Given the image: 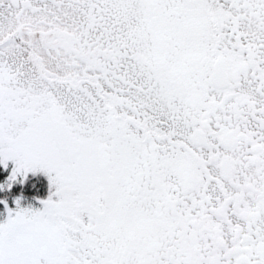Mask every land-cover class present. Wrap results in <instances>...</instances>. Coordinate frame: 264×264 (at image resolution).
<instances>
[{
	"label": "snow or ice",
	"instance_id": "obj_1",
	"mask_svg": "<svg viewBox=\"0 0 264 264\" xmlns=\"http://www.w3.org/2000/svg\"><path fill=\"white\" fill-rule=\"evenodd\" d=\"M9 161L0 264H264V0H0Z\"/></svg>",
	"mask_w": 264,
	"mask_h": 264
},
{
	"label": "trees",
	"instance_id": "obj_2",
	"mask_svg": "<svg viewBox=\"0 0 264 264\" xmlns=\"http://www.w3.org/2000/svg\"><path fill=\"white\" fill-rule=\"evenodd\" d=\"M12 162L9 161V165ZM8 170L3 169L2 165H0V181L5 179V175H7ZM35 182V184H34ZM48 180L45 173L42 171H38L37 173L33 174L31 172L28 173V179L25 181L23 185L20 183H16L13 185V188L10 190L11 194H24L23 202H31L33 204L37 203L39 200L35 199L36 196L46 197L48 193ZM6 190H0V195H5ZM9 205L11 207H15V203L9 195L8 197ZM6 215V211L3 208V204L0 203V219H3Z\"/></svg>",
	"mask_w": 264,
	"mask_h": 264
},
{
	"label": "rangeland",
	"instance_id": "obj_3",
	"mask_svg": "<svg viewBox=\"0 0 264 264\" xmlns=\"http://www.w3.org/2000/svg\"><path fill=\"white\" fill-rule=\"evenodd\" d=\"M2 167H3V165H2ZM11 167H12V163L8 166V168H7V170H8V172H7V174L10 172V170H11ZM3 169H5L4 167H3ZM6 170V169H5ZM7 175H5V177H6ZM22 203H24V204H28V203H31V202H23L22 201ZM33 204V203H32ZM33 205H35V206H40V201L38 202V205H37V203H35V204H33Z\"/></svg>",
	"mask_w": 264,
	"mask_h": 264
}]
</instances>
